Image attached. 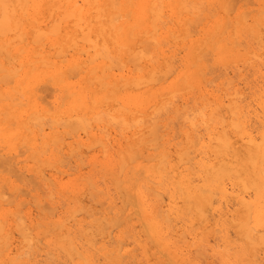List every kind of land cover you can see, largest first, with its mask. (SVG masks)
Listing matches in <instances>:
<instances>
[{"label":"bare ground","instance_id":"bare-ground-1","mask_svg":"<svg viewBox=\"0 0 264 264\" xmlns=\"http://www.w3.org/2000/svg\"><path fill=\"white\" fill-rule=\"evenodd\" d=\"M235 1L0 0V264H264V0Z\"/></svg>","mask_w":264,"mask_h":264},{"label":"rangeland","instance_id":"rangeland-1","mask_svg":"<svg viewBox=\"0 0 264 264\" xmlns=\"http://www.w3.org/2000/svg\"><path fill=\"white\" fill-rule=\"evenodd\" d=\"M232 1H233L234 3L236 2L235 0H232ZM241 1H244V0H240V3H239V4L242 3ZM245 1H246L247 3H249V1H247V0H245ZM237 2H239V0H237ZM246 2H244V4H245ZM250 2H251V1H250ZM251 3H252V2H251ZM239 4H237V6H238ZM242 4H243V3H242ZM252 4H253V6H252ZM252 4H251V6H250V4L245 5L246 7H244V9L250 7L249 10L251 11V9H253L252 11H254V8H255L254 6H255V5H254V3H252ZM236 8H238V7H236ZM252 11H251V12H252ZM210 69H211V67H210ZM213 69H214V68L212 67V70H213ZM242 69H246V70H242ZM231 70H233V68H232ZM241 70H242V72H240ZM249 70H250L249 68L242 67V68H240V70L237 69V73H236V71H235L234 73H236L237 76L239 77L240 75H242V74L245 73L244 71H246L247 73H245L244 75H245V77L247 78V77H248V74L250 73V74L252 75V72H253L252 69H251L250 72H249ZM228 72H230V70H228L227 73H228ZM238 73H239V74H238ZM250 74H249V79H250V76H251ZM229 75H231V73L227 75V78H229ZM232 75H233V74H232ZM232 75H231V76H232ZM246 75H247V76H246ZM237 76L233 75L232 78H233L236 82H239L238 79H235V78H234V77H237ZM249 79H248V81H249ZM251 79H252V76H251ZM243 86H244V85H241V84H240V87L243 88ZM44 87H45V86H44ZM44 87L42 86L41 89L44 88ZM45 88H46V87H45ZM244 89H245V92L248 90V89H246L245 87H244ZM43 92H47V94H48V93L50 92V91H49V88H46L45 91L43 90V91H42V94H43ZM246 93H249V91L246 92ZM44 94H46V93H44ZM44 94H43V95H44ZM47 96H48V95H47ZM48 97H49V96H48ZM48 97H47V101L49 102L50 97H49V99H48ZM45 98H46V97H45ZM47 101L45 100V102H47ZM48 102H47V103H48ZM20 181L23 182L24 184L27 183V182H24L25 180H23V181H22V180H18L17 182L20 183ZM21 185L23 186V187H21L22 190H23V189L26 190V188H24L26 185H23V184H21ZM212 242H213V241H212ZM213 244H214V243H211V242H210V246H212V247L214 248L215 251H222L223 247L217 248V247L215 246V244H214V245H213ZM215 247H216V248H215ZM233 252H234V253H233V257L238 258V257H239V253H237V250H233ZM236 255H237V257H236Z\"/></svg>","mask_w":264,"mask_h":264}]
</instances>
